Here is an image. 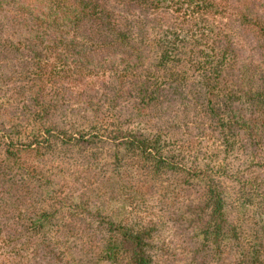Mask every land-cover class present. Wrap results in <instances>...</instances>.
<instances>
[{"label": "trees", "instance_id": "1", "mask_svg": "<svg viewBox=\"0 0 264 264\" xmlns=\"http://www.w3.org/2000/svg\"><path fill=\"white\" fill-rule=\"evenodd\" d=\"M0 264H264V0H0Z\"/></svg>", "mask_w": 264, "mask_h": 264}]
</instances>
